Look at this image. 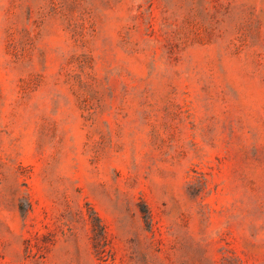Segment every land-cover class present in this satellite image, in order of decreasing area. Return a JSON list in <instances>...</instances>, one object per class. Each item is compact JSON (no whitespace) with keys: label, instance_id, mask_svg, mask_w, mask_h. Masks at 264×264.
I'll return each mask as SVG.
<instances>
[{"label":"rangeland","instance_id":"rangeland-1","mask_svg":"<svg viewBox=\"0 0 264 264\" xmlns=\"http://www.w3.org/2000/svg\"><path fill=\"white\" fill-rule=\"evenodd\" d=\"M0 264H264V0H0Z\"/></svg>","mask_w":264,"mask_h":264}]
</instances>
